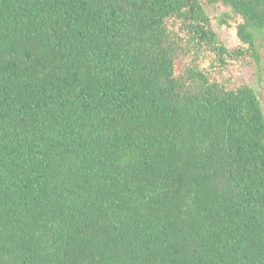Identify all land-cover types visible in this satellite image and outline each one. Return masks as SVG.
<instances>
[{"label":"trees","instance_id":"trees-1","mask_svg":"<svg viewBox=\"0 0 264 264\" xmlns=\"http://www.w3.org/2000/svg\"><path fill=\"white\" fill-rule=\"evenodd\" d=\"M260 32L264 0H0V264H264Z\"/></svg>","mask_w":264,"mask_h":264},{"label":"rangeland","instance_id":"rangeland-1","mask_svg":"<svg viewBox=\"0 0 264 264\" xmlns=\"http://www.w3.org/2000/svg\"><path fill=\"white\" fill-rule=\"evenodd\" d=\"M213 9L210 11V15H213ZM214 28L218 31L220 37L230 45V39L227 33L218 25L215 21H213ZM257 44L260 48L261 53V62H260V69L258 70V74H256L255 70L251 67L246 68L243 73L245 74L247 80L251 83V85L256 90L263 112H264V32H260L257 34Z\"/></svg>","mask_w":264,"mask_h":264}]
</instances>
